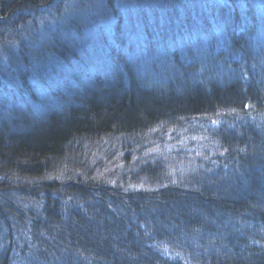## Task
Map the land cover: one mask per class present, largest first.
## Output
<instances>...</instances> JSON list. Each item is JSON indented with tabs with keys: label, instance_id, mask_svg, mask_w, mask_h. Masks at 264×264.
<instances>
[{
	"label": "trees",
	"instance_id": "trees-1",
	"mask_svg": "<svg viewBox=\"0 0 264 264\" xmlns=\"http://www.w3.org/2000/svg\"><path fill=\"white\" fill-rule=\"evenodd\" d=\"M59 2L0 0V264H264V0Z\"/></svg>",
	"mask_w": 264,
	"mask_h": 264
},
{
	"label": "rangeland",
	"instance_id": "rangeland-1",
	"mask_svg": "<svg viewBox=\"0 0 264 264\" xmlns=\"http://www.w3.org/2000/svg\"><path fill=\"white\" fill-rule=\"evenodd\" d=\"M59 2V6L60 8L57 9V20L60 18V17H68V16H72V12H75V9H77L79 7V3L77 2L78 0H57V2ZM95 1V0H94ZM92 2L93 4V1H90ZM90 4V3H89ZM83 7V6H82ZM81 7V8H82ZM87 5L85 4L84 5V8H86ZM54 21V20H53ZM47 22V23H46ZM52 21H51V16H48L46 15L45 17H43L42 19H40V21H38V23H36V20H34V22L32 21V26H31V30H30V33L33 34V33H37V31L41 28L42 25H52ZM28 27L30 28V26L28 25ZM16 28H13V31H10L13 32L14 36L15 37H18V39H20L22 37V35H17L18 33L15 31ZM9 32H4L1 30L0 32V51L2 52V50H5L7 48V46H11L13 45L15 47L14 44H12V40H9L8 39V34ZM1 56V55H0ZM0 59H4L2 57H0ZM7 239V235H6V231L4 230L3 227H1V224H0V247L4 248V246L6 247L7 246V242L5 243L4 241H6ZM4 240V241H3Z\"/></svg>",
	"mask_w": 264,
	"mask_h": 264
}]
</instances>
